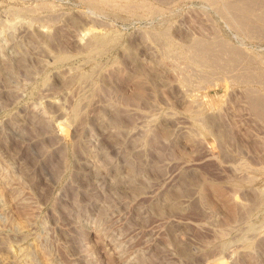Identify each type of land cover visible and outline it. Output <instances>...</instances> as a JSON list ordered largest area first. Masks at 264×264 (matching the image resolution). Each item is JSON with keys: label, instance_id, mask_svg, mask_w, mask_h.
Returning <instances> with one entry per match:
<instances>
[{"label": "rangeland", "instance_id": "1", "mask_svg": "<svg viewBox=\"0 0 264 264\" xmlns=\"http://www.w3.org/2000/svg\"><path fill=\"white\" fill-rule=\"evenodd\" d=\"M99 1L0 0V264H264L263 0Z\"/></svg>", "mask_w": 264, "mask_h": 264}, {"label": "bare ground", "instance_id": "2", "mask_svg": "<svg viewBox=\"0 0 264 264\" xmlns=\"http://www.w3.org/2000/svg\"><path fill=\"white\" fill-rule=\"evenodd\" d=\"M86 1H88V2H90V1H92V3L90 4V3H88V4H90L92 7H94V6H97V4H98V2L97 3H95L94 4V0H86ZM97 0H95V2H96ZM99 1V0H98ZM102 0H100L99 2H101ZM105 0H103V2H104ZM202 1H205V2H207V4L208 5H210L209 4V2L210 3H212L210 0H202ZM214 1V0H213ZM224 2H226L227 0H223ZM222 1V2H223ZM233 1V0H232ZM231 0L229 1H227L226 3H222L221 5H222V7H224L223 9L228 13L229 11L230 12H232V14L234 13L235 14V16H236V18L238 17L239 18V20H241L242 21V23H244L245 22V24H246V22H248V20H249V17L247 16V15H249L250 13H252L253 11H252V9H253V7L255 6V4H254V1L255 0H237V1H235V2H232ZM257 1V0H256ZM258 2V1H257ZM263 2H264V0H263ZM86 3V2H85ZM107 3V2H106ZM204 3V2H203ZM215 3V2H214ZM218 3V2H217ZM220 3V2H219ZM218 3V4H219ZM92 4H94V5H92ZM213 4V3H212ZM218 4H214V6L216 5V6H218ZM89 5V6H90ZM220 5V6H221ZM118 6V5H117ZM258 6V5H257ZM256 6V7H257ZM98 7V6H97ZM97 7L95 8V9H97ZM118 7H120V6H118ZM122 7V6H121ZM125 7V6H124ZM127 7V6H126ZM129 7V6H128ZM94 8H92V11L94 10ZM221 7H219V9H220ZM226 8V9H225ZM119 9V8H118ZM117 9V10H118ZM213 9V8H212ZM218 9V10H219ZM222 9V8H221ZM120 10H122V9H120ZM228 10V11H227ZM263 10H264V8H263ZM221 12L223 11V10H220ZM254 11H255V13L257 12V10H255V8H254ZM224 12V11H223ZM259 9H258V14L256 15L257 16V18H256V20H255V22L257 21V19L259 20V18H261L262 16H264V15H262L261 14V12H260V14L262 15H260L259 14ZM225 13V12H224ZM223 13V14H224ZM254 13V12H253ZM264 13V12H263ZM220 14H222V13H220ZM222 14V15H223ZM231 14V15H232ZM234 14L232 15V16H234ZM247 14V15H246ZM221 15V16H222ZM244 15H246V17L248 18L247 20H245L244 21ZM251 16H254V15H252V14H250ZM224 16V15H223ZM226 16V15H225ZM231 16V17H232ZM250 16V17H251ZM228 17H229V15H228ZM255 17V16H254ZM237 18V19H238ZM246 19V18H245ZM252 19H253V17H252ZM255 19V18H254ZM253 19V20H254ZM263 19V18H262ZM261 19V20H262ZM250 20H251V18H250ZM249 20V21H250ZM260 20V21H261ZM241 21H240V23H241ZM252 22V21H251ZM259 22V21H258ZM263 23H264V20L262 21ZM241 23V24H242ZM252 24V23H251ZM249 26V24L247 23V28H249L248 27ZM245 27H246V25H245ZM251 28V27H250ZM97 31V29H95L94 27L93 28H88V32H96ZM199 40V39H198ZM196 40V41H192V42H194V43H191L190 44V47H191V49H192V51L193 52H191V54H193L194 55V57H196L199 61H201V63L203 62V63H207V64H215V65H217V67L219 66V67H224L225 65H228L227 63L229 62V63H231L233 60V57H234V53H233V55H231V49H227V48H224V49H227V50H230V54H229V52L228 51H226V50H221L222 48H223V46L221 47V49L220 48H218L219 46L215 43V42H208V41H203V40ZM180 51V50H179ZM234 51H235V49H234ZM184 52V51H183ZM182 52V53H183ZM189 52V51H188ZM188 52H187V54H188ZM180 53H181V51H180ZM236 54V56H235V58L237 57V55H238V53L239 52H235ZM185 54H186V52H185ZM186 54V55H187ZM190 54V53H189ZM189 54L187 55V56H189ZM183 56H184V54H182ZM186 55L183 57L184 59H187V58H185L186 57ZM192 55V56H193ZM192 56H191V58H192ZM233 56V57H232ZM194 57H193V59H194ZM232 57V58H231ZM190 58V57H189ZM183 59V60H184ZM192 59V60H193ZM229 59H231L230 61H229ZM185 61V60H184ZM188 61H189V59H188ZM195 61V60H194ZM187 62V61H186ZM196 63L198 62L197 60L195 61ZM252 62V61H251ZM248 65V64H247ZM251 70V69H250ZM261 73V72H260ZM261 75V74H260ZM255 97H258V95L257 96H255ZM264 97V96H263ZM251 100H249L250 101V106H251V108H252V110L257 114V116H259L258 118H260L259 120H261V121H263L264 122V98H250ZM262 122V123H263ZM264 124V123H263ZM59 131H60V133H62L63 132V130H62V128H59ZM259 182H261V181H259ZM262 183V182H261ZM264 183V182H263ZM262 183V184H263ZM264 186V185H263Z\"/></svg>", "mask_w": 264, "mask_h": 264}]
</instances>
